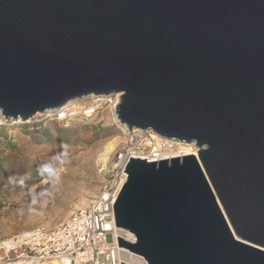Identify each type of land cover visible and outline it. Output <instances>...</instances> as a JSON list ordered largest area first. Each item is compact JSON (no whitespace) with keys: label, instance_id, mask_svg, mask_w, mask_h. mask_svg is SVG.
<instances>
[{"label":"water","instance_id":"water-1","mask_svg":"<svg viewBox=\"0 0 264 264\" xmlns=\"http://www.w3.org/2000/svg\"><path fill=\"white\" fill-rule=\"evenodd\" d=\"M118 93L121 125L199 148L131 156L114 213L135 240L119 246L264 264V0H0L7 122Z\"/></svg>","mask_w":264,"mask_h":264},{"label":"rangeland","instance_id":"rangeland-1","mask_svg":"<svg viewBox=\"0 0 264 264\" xmlns=\"http://www.w3.org/2000/svg\"><path fill=\"white\" fill-rule=\"evenodd\" d=\"M116 97L112 103L74 101L69 108L28 121L7 122L0 114V241L19 231L56 227L92 203L123 138L116 124ZM87 107L95 110L61 124L67 115L62 111ZM111 142L116 147L105 160Z\"/></svg>","mask_w":264,"mask_h":264},{"label":"built area","instance_id":"built-area-1","mask_svg":"<svg viewBox=\"0 0 264 264\" xmlns=\"http://www.w3.org/2000/svg\"><path fill=\"white\" fill-rule=\"evenodd\" d=\"M114 96L117 95L108 97L115 98ZM96 98L88 96L74 101L90 99L95 101ZM119 99L114 104L115 109ZM60 109L63 110L64 107ZM94 110V107H87L81 111L64 110L62 112L67 114L66 117H70L74 114H87ZM115 117L123 138L110 162L109 177L101 185L92 203L74 210L56 227L39 226L19 231L1 240L0 264H121V262H128L125 256L131 252L119 246L118 237L131 241L135 238L131 232L116 226L114 203L128 177V174L123 171L131 156L147 158V161L153 162L150 159L159 157L158 155L165 150L179 153L185 148H190L198 152L199 148L195 143L163 138L150 130L143 131L137 128L130 130L121 125L117 116ZM190 154L193 153L183 155L173 153L171 157L160 160ZM137 256L140 257L141 264H148L143 256Z\"/></svg>","mask_w":264,"mask_h":264},{"label":"bare ground","instance_id":"bare-ground-1","mask_svg":"<svg viewBox=\"0 0 264 264\" xmlns=\"http://www.w3.org/2000/svg\"><path fill=\"white\" fill-rule=\"evenodd\" d=\"M121 95H122V93H118L117 94V97H116V99L118 100L120 97H121ZM112 99L113 98H109V97H103V96H97V98L95 99V101H102V100H105V101H111V103H112ZM72 102H74V101H70L68 104H65L63 107H64V109H66V108H69L70 106H72ZM77 104H80V103H77ZM77 106H74V108H76ZM78 110V109H77ZM51 112H54V111H50V112H48L49 113V115H52L51 114ZM62 115V114H61ZM19 120H21V119H19ZM189 146V145H188ZM116 147V144H115V142H111L110 144H109V146L107 147V150H106V152H105V160L108 158V154L109 153H111L113 150H114V148ZM193 153V154H195L197 157H198V152L196 151V150H191L190 148H185V150H183V151H179V153H177V152H172V151H168V150H165V151H163V152H161L158 156L159 157H157V158H152V159H150L151 161H157V160H160L161 158H166V157H171L172 156V154L174 153V154H177V155H183V154H186V153ZM85 203H86V200H85ZM125 259L129 262V263H131V264H141V259H140V257L139 256H137V255H135V254H131V253H128L126 256H125Z\"/></svg>","mask_w":264,"mask_h":264},{"label":"trees","instance_id":"trees-1","mask_svg":"<svg viewBox=\"0 0 264 264\" xmlns=\"http://www.w3.org/2000/svg\"><path fill=\"white\" fill-rule=\"evenodd\" d=\"M68 118H69V117H65L64 119H61V120H60V122H61V124H62L63 126H64L65 122H66L67 120H69ZM60 122H59V123H60ZM61 129H62V128L60 127L59 130H61ZM8 144H9V146H11L12 148L15 147V145L12 144V143H10V142H8ZM1 161H2V160L0 159V171H2L3 168H4L3 165H2V163H1Z\"/></svg>","mask_w":264,"mask_h":264}]
</instances>
